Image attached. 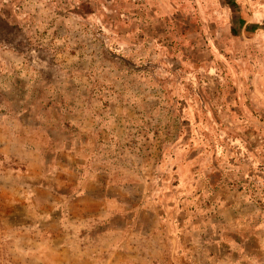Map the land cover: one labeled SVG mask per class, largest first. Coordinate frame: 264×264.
Listing matches in <instances>:
<instances>
[{
  "label": "rangeland",
  "instance_id": "1",
  "mask_svg": "<svg viewBox=\"0 0 264 264\" xmlns=\"http://www.w3.org/2000/svg\"><path fill=\"white\" fill-rule=\"evenodd\" d=\"M0 264H264V21L0 0Z\"/></svg>",
  "mask_w": 264,
  "mask_h": 264
},
{
  "label": "crops",
  "instance_id": "2",
  "mask_svg": "<svg viewBox=\"0 0 264 264\" xmlns=\"http://www.w3.org/2000/svg\"><path fill=\"white\" fill-rule=\"evenodd\" d=\"M246 22L264 21V0H236Z\"/></svg>",
  "mask_w": 264,
  "mask_h": 264
}]
</instances>
